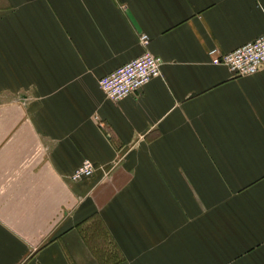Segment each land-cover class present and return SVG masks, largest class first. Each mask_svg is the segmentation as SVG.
<instances>
[{
  "label": "crops",
  "instance_id": "obj_1",
  "mask_svg": "<svg viewBox=\"0 0 264 264\" xmlns=\"http://www.w3.org/2000/svg\"><path fill=\"white\" fill-rule=\"evenodd\" d=\"M263 34L264 0H0V264H264V66L210 53Z\"/></svg>",
  "mask_w": 264,
  "mask_h": 264
},
{
  "label": "built area",
  "instance_id": "obj_2",
  "mask_svg": "<svg viewBox=\"0 0 264 264\" xmlns=\"http://www.w3.org/2000/svg\"><path fill=\"white\" fill-rule=\"evenodd\" d=\"M140 42L147 45L149 36L142 34ZM210 53L213 55V64L227 66L234 75L255 74L261 66H264V34L230 52L219 53L213 49ZM162 65V58L146 51L141 56L129 60L116 70L101 77L99 86L108 99L118 102L142 89L153 78L161 76ZM94 171V164L88 159L84 160L72 175V179L78 181L90 177Z\"/></svg>",
  "mask_w": 264,
  "mask_h": 264
}]
</instances>
